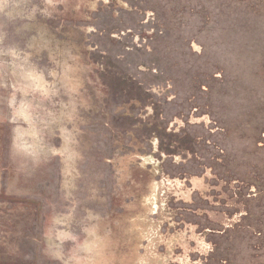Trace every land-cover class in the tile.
I'll use <instances>...</instances> for the list:
<instances>
[{
  "label": "rangeland",
  "instance_id": "374dc122",
  "mask_svg": "<svg viewBox=\"0 0 264 264\" xmlns=\"http://www.w3.org/2000/svg\"><path fill=\"white\" fill-rule=\"evenodd\" d=\"M264 264V0H0V264Z\"/></svg>",
  "mask_w": 264,
  "mask_h": 264
},
{
  "label": "trees",
  "instance_id": "16d2710c",
  "mask_svg": "<svg viewBox=\"0 0 264 264\" xmlns=\"http://www.w3.org/2000/svg\"><path fill=\"white\" fill-rule=\"evenodd\" d=\"M5 264V263H4ZM7 264V263H6Z\"/></svg>",
  "mask_w": 264,
  "mask_h": 264
}]
</instances>
